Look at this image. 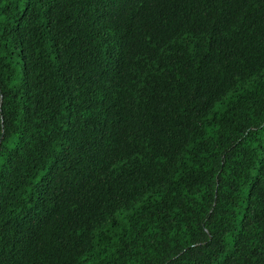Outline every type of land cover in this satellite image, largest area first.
I'll return each instance as SVG.
<instances>
[{
  "label": "trees",
  "instance_id": "trees-1",
  "mask_svg": "<svg viewBox=\"0 0 264 264\" xmlns=\"http://www.w3.org/2000/svg\"><path fill=\"white\" fill-rule=\"evenodd\" d=\"M0 264H264V0H0Z\"/></svg>",
  "mask_w": 264,
  "mask_h": 264
}]
</instances>
